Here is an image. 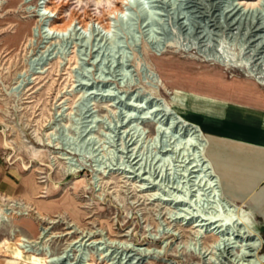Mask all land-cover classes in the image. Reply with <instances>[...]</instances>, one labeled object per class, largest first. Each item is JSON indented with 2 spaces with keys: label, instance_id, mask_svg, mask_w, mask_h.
Listing matches in <instances>:
<instances>
[{
  "label": "rangeland",
  "instance_id": "1",
  "mask_svg": "<svg viewBox=\"0 0 264 264\" xmlns=\"http://www.w3.org/2000/svg\"><path fill=\"white\" fill-rule=\"evenodd\" d=\"M36 3V0L28 3L21 0H0V168L2 171L14 169L18 173L15 193L4 194L0 191V197L20 200L36 208L29 209L27 217L15 220L22 235L42 242L38 238V228L47 227L48 234L43 239H49L45 244L51 253L57 255L79 233L64 237L51 236L66 233L70 229L67 228L68 223L74 221L79 228L77 232L102 229L107 231L111 239L134 244L159 247L164 240H168L165 258L174 260L176 264L199 262L200 259L186 249L190 243V225L181 226L174 221L165 223L167 220L163 222L168 217L165 211L173 210V204L170 207L159 198L166 197L164 195L169 193L167 187L177 184L178 179L163 175L161 179L156 178L154 187L148 186L147 190H141L140 182L138 178H133V174L130 179L124 177L128 175L124 172H131L132 169L126 159L121 157L123 150L120 148V136L123 129H131L130 132L135 135L140 134L139 146L146 170L155 168L162 160L160 156L156 158V151L161 143L158 140L156 143L152 142L155 138V124L152 123L150 115L143 114L149 104L144 103L142 108H135L134 104L138 99L131 101L128 96L135 91L143 95L151 93L172 105L173 100L170 97L175 96L173 91L177 90L213 96L246 106L264 107L263 86L247 77L239 68L222 67L214 61L204 59L205 53L215 48L219 41L224 42L225 51L237 57L247 56L245 52L249 48L242 49L239 36L245 32V25L250 22L249 17L243 18L242 25L236 30L219 17L220 8L227 3L226 0H205L204 5L199 0H191L181 6L176 4L173 9L168 5L170 0H166L160 6L162 11L169 10V14L164 13L165 16L161 17L164 20L157 26V17L149 16L150 6L142 7V4L141 7L131 8L127 19L115 25L113 33L107 39H111L110 44L105 41L95 45L96 42L91 38L82 40L74 35L71 41L59 42L55 50L50 47L45 55L50 54L49 58L56 55L58 58L54 57L48 62L44 59L34 65L33 71L38 72L34 73L37 79L18 93L11 89L16 85L18 73L28 67L32 68L29 66V57L37 56L48 48L46 39H41L38 35L31 42H27L39 18L34 9H28L27 5L34 8ZM61 3L64 5L61 8L64 17L69 13L83 16L95 15L99 11L102 14L106 8L104 2L95 4L92 0H61ZM191 7L204 12L201 13L205 16L203 18L210 19V31H201V17H190L186 26L179 27V21H175L174 17L185 10L191 11ZM213 13L215 15L210 16ZM258 15L254 17V22L260 17ZM140 30L149 38L168 37L191 47L189 52L173 48L161 53H155L152 49L144 52L146 60L160 75L170 94L159 85H151L144 72L136 69L133 71L134 68L128 66L133 64V59L127 44L135 41V44L138 43L137 50L141 52L138 42ZM33 31L37 33V28ZM191 42L194 43L191 45ZM204 47L206 48L203 49ZM70 57L73 59L69 61ZM260 67L263 71L264 65ZM125 90L128 92L124 93ZM185 112L190 120L204 125V114L200 116L191 109ZM142 116L149 118L142 120ZM206 125L216 131L220 130L213 132L217 137L238 140L229 134L232 130L228 127L220 128L210 123ZM48 141L51 146L46 145ZM59 152L66 153L61 156L73 157L72 162L80 164L82 169L73 174L65 173L60 166L64 160L58 159L57 162L51 158ZM154 160L156 165L151 164ZM173 164V159L166 160L163 168H160L169 172L168 168L173 167ZM232 172L246 173V170L234 169ZM261 186H264V178L255 186L254 192L248 194L244 209L254 212L257 230L264 240V198L256 194ZM230 189L232 192L225 193L234 194V200L239 204L238 195L243 190L246 191V188L232 182ZM153 193L156 194L152 195ZM36 211L57 222L47 223L49 220L38 219ZM167 228L174 235L163 234ZM7 230V226L0 227V240L8 239ZM123 233L126 236H118ZM8 241L15 242L10 238ZM210 241V236L200 239L203 244ZM5 253L9 252L4 248L1 250L0 264L3 263ZM261 254L264 255V243ZM218 256L213 258L214 262L210 261L208 264L232 263L230 254L222 253ZM95 257L94 264H105L99 263V259Z\"/></svg>",
  "mask_w": 264,
  "mask_h": 264
},
{
  "label": "bare ground",
  "instance_id": "2",
  "mask_svg": "<svg viewBox=\"0 0 264 264\" xmlns=\"http://www.w3.org/2000/svg\"><path fill=\"white\" fill-rule=\"evenodd\" d=\"M21 1L23 3H28L30 0ZM36 1L37 3L34 5V8L32 5H27V8L34 9L33 11L36 12V16L39 17L37 19L39 24L37 23V25L33 27L31 37H28L27 42H31V39L38 35L39 38L41 37V39H46L45 41L48 43V48L37 56L29 57V66H32V68L28 67L26 70L18 73L16 85L11 87L14 92L16 91L18 93L25 90L27 84L32 83L37 79V76H34V73L38 72L33 71L34 65H38L44 59L48 62L54 57H57L55 55L50 56L49 58L48 55L50 54L45 55V52L48 51L50 47H53L55 50V46H57L59 42H64L66 40L71 41L75 35L78 37L77 39L82 40L91 38L93 42H96L95 45L100 42L101 44L105 43V41H109L110 44L111 39H107L109 35L113 33L112 31L113 28L116 27L115 25L119 21L127 19L129 14L128 11L131 8H135L137 6L141 7L142 4V7H145L146 5H148V7L150 6L151 10L149 11V16L151 15L157 17L155 20V24H157V26L161 20H164V17L161 18L162 16H165L164 13L167 15L169 14V10L162 11L160 6V4L165 3L166 0H92L95 4H102L104 2L106 8L102 11V14H100L99 11L95 15L83 16L76 13H69L67 17H64L61 14V8L64 6L62 4L63 2L61 3V0ZM199 1L202 5H204L205 0ZM189 2H191V0H170L168 5L170 9H173L176 4L181 6ZM226 2L227 3L220 8V13L218 14L220 15V19L222 18L228 25L233 26V29L239 30L243 23V18L249 17L250 19L247 26L245 25V32L239 36L242 41V49L245 50L249 48L246 52L244 51L247 56L237 57L225 51L224 42L219 41L215 48L210 49L208 53H205L204 59L214 61L222 67L239 68L247 77H251L258 83V85L264 87V70L262 71L259 69L261 65H264V9H259L260 7H264V0H226ZM195 9L196 7H191V11L185 10L180 12L178 15L176 14L174 20L176 18L175 21H179V27L182 28L186 26V21L190 17H201V31L206 29L210 31L211 29H209V27L212 26V24H209L210 19L203 18L205 16L201 13L204 12ZM258 9L260 10L259 15L257 14ZM191 13H194V15ZM213 15L215 14H210V16ZM257 15L260 17L257 18V22H254V17ZM258 19L261 21L259 22ZM36 28L37 33L33 31ZM146 28L149 27L146 25ZM138 40L141 52H139L136 48L138 43L135 44V41L129 43L126 42L128 43L127 46L133 59V64H128V66H132L134 68L133 71L136 69V71L144 72L149 81H151V85H159L170 94L171 92H169L166 88L160 75L146 60L144 52L146 49H152L155 53H161L168 48H173L177 51L180 50L189 52L191 47L188 46L189 44L186 45L179 43V41L175 39H168V37L166 39H161L160 37L149 38L143 34V30L139 31ZM193 43L191 42V45ZM205 48L206 47L203 49ZM97 52H95V54ZM73 57H70L69 61L73 59ZM129 71L132 70L129 69ZM127 92L128 91L125 90L124 93ZM57 93H59V90ZM173 93L175 96L170 97L173 100L172 105L165 99L161 101V99L157 98V96H153L151 93L143 95L139 94V91H135L134 93L131 92V95L128 96L131 101L132 99H138L137 103L134 104L135 108H142L144 103L149 104L148 109L143 114L150 115L152 123L155 124V138L152 139V142L156 143L159 141L161 143V146H159L156 151L158 154L156 155V158L160 156V159L162 160L161 162L159 161L160 163H157V165L155 160L153 162L150 161L151 164L156 165V167L146 170L145 160L143 158L144 156L142 157V152L139 146L141 145L139 139L140 134L135 135L134 132H130L131 129H123L121 132L123 134L120 136V148L123 150V156L121 157L126 159V162L132 169L131 172H124L128 174L124 177L130 179L132 177L130 175L133 174V178H138L141 190H147L148 186L154 187L157 180L156 178L161 179L163 175L171 179L174 177L175 179H178L176 182L177 184L167 187V192L169 193L164 195L166 197L159 198V200L164 201L168 206L173 204V210L165 211L168 217H166L167 219H163V222L167 220L165 223L174 221L179 223L181 226L190 225V235L188 237L190 243L186 249L187 251L193 253L192 255H195L200 259L199 262L191 264H208L210 261L214 262L213 258L222 253L231 255V264H264V255L261 254L264 240L257 230L256 222L253 216L254 212L252 213V211L244 209V201L246 200L248 194L256 185L257 180L262 178L264 175V159L261 157L258 159L261 167L260 170H262L260 173L257 175L255 174L251 179L247 176L249 179L246 181L241 180L242 178L235 180V184H239L243 187V189L246 188V191L243 190L244 192L238 195L240 198H237V200H239L238 204L234 200V194L228 193V195L225 193L226 191L232 192L230 189L231 182L226 183L221 178L225 175V172L218 173L216 166H214L207 156V152L210 150L211 144L204 132L206 125L204 124L202 127V124L198 121L190 120V118H188L189 116H187V112H185V110L188 111L191 109L195 113H199L202 106L204 107V102H201L202 100H200V98H204L205 100H208V102H218L219 100L197 94H188L177 90L173 91ZM191 116L195 117V115ZM144 118L146 119L149 117H141L142 120ZM46 145L51 146L49 141ZM142 147L144 148L145 146L142 145ZM65 154L66 153L59 152L58 155H53L51 158L57 162L58 159L64 160L60 163V166L67 174H73L80 171L82 169L80 164L72 162L73 157L69 158L61 156ZM170 159H173L174 164L173 167L168 168V163L167 168L170 169V171L166 172L167 169L163 170L160 167L163 168L162 165H164L166 160L170 161ZM253 159H256L253 155L243 153L241 161L243 164H246L248 161ZM157 168L159 169L158 171L156 170ZM155 194L156 193H153L152 195ZM258 195H260V197L263 196L264 198V186L261 188V192ZM257 198L258 197L256 196V199ZM0 199L2 201V204L0 205V227L7 226L9 235L8 239L10 238L15 240V242L8 241L9 243L7 242L8 239L0 240V254L1 250H4L5 248V250H7L13 258L19 259L25 264H94L93 261L95 256V259H99V263L104 262L105 264H153L155 262H160L162 264H176L174 260L172 261L164 257L165 247L168 244V240H164L159 247L134 244L125 240L111 239L107 231L102 229H97L95 231L89 230L85 232L80 230L77 232L79 228L74 221L68 223L67 228L70 229L67 230L66 233L51 236L52 238L64 237L66 235L70 236L75 234V232L79 233L75 239H71L67 243L64 248L65 250L55 256V254L50 253L48 245L45 244V242L49 239H43L48 234L47 227L39 226L38 228L40 231L38 238L42 239L41 242L29 239L28 237L22 235V231L15 223V220H19L21 217H27L29 209L35 210L36 208L31 204L20 200H8L3 197H0ZM36 212L37 217L40 220H49L47 223L57 222L44 217L38 211ZM170 230L171 229L168 230L167 228V230H164L162 233L168 234L170 233ZM96 235H99V237H95ZM170 235H174V232L170 233ZM176 235H179V233H176ZM104 236L107 237L105 238ZM118 236H126V234H118ZM207 236L211 237V241L209 243L203 244L200 242L202 237ZM35 245L38 246L35 248ZM113 247L116 248L113 249ZM72 250H78L80 252L74 259L70 257L72 254H68V252ZM93 250H95V253H93ZM217 259L219 260V258Z\"/></svg>",
  "mask_w": 264,
  "mask_h": 264
},
{
  "label": "crops",
  "instance_id": "3",
  "mask_svg": "<svg viewBox=\"0 0 264 264\" xmlns=\"http://www.w3.org/2000/svg\"><path fill=\"white\" fill-rule=\"evenodd\" d=\"M186 93L197 94L219 100L218 102H208V100L201 98L200 100H202L201 102H204V107L202 106L201 111L199 113L196 112V114L200 116H203L204 114L203 118L205 125L210 123L220 128H230L232 133L230 132L229 134H232V137L235 136V138L238 139L233 141L231 139L220 138V136L217 137L218 135L213 133L216 130L212 129L211 126L208 125H206L204 130L211 144V148L208 150L207 156L214 166H216L218 173L225 172V175L221 177L222 180L226 183L231 182L232 184L233 182L234 184L235 180L238 178H242L241 180L246 181L249 178L251 179L255 174L257 175L260 173L262 170H260L261 167L258 159L259 157L264 159V107L241 105L199 93ZM193 113L195 112L193 111ZM218 131L220 130H217L216 132ZM222 143H224L225 146L222 145ZM243 153L253 155L256 159L243 164L241 161ZM234 169H244L246 170V173L232 172ZM263 178L264 175L262 178L257 180L256 185L263 180ZM17 180L18 173L16 170L4 169V171H2L0 168V191H2V193H15L17 189ZM255 186L252 188L250 193L254 192ZM262 187L263 186H261L259 191L256 193L257 195L260 194ZM2 260V264H25L21 260L13 258L10 253H5Z\"/></svg>",
  "mask_w": 264,
  "mask_h": 264
},
{
  "label": "built area",
  "instance_id": "4",
  "mask_svg": "<svg viewBox=\"0 0 264 264\" xmlns=\"http://www.w3.org/2000/svg\"><path fill=\"white\" fill-rule=\"evenodd\" d=\"M67 243H68V242H67ZM67 243H66V245H67ZM66 245H65V247H66ZM37 246H38V245H35V248H36ZM65 247H64V248H65ZM64 248H63L61 251L65 250ZM67 249H68V248H67ZM22 250L24 251L23 248H22ZM50 253H51V252H50ZM79 253H80V252H79L78 250H72V251H69V252H68V254H70V255L72 254L71 256H70V255H69V256L72 257L73 259H74L75 257H77V256L79 255ZM52 254H54V253H52ZM59 254H60V252H59L57 255H59ZM55 256H56V254H55ZM72 261H73V260H72ZM75 261H76V260H75ZM60 264H61V263H60Z\"/></svg>",
  "mask_w": 264,
  "mask_h": 264
}]
</instances>
